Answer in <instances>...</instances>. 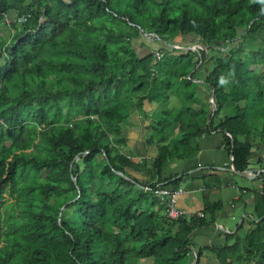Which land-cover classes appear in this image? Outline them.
I'll return each mask as SVG.
<instances>
[{
    "label": "trees",
    "instance_id": "trees-1",
    "mask_svg": "<svg viewBox=\"0 0 264 264\" xmlns=\"http://www.w3.org/2000/svg\"><path fill=\"white\" fill-rule=\"evenodd\" d=\"M143 35L161 45L141 54ZM135 109L150 160L126 150ZM217 131L238 171L264 163L260 0H0V264H264V167L241 189L252 226L219 247L191 239L222 207L207 183L204 217L171 220L157 194Z\"/></svg>",
    "mask_w": 264,
    "mask_h": 264
},
{
    "label": "crops",
    "instance_id": "crops-1",
    "mask_svg": "<svg viewBox=\"0 0 264 264\" xmlns=\"http://www.w3.org/2000/svg\"><path fill=\"white\" fill-rule=\"evenodd\" d=\"M155 108L156 106L149 104L144 105V110L148 112H153ZM130 121V126L125 129L127 138L126 150L133 155L136 161L155 158L157 156L156 147L145 144L147 136L151 134L148 129L151 123L150 120L144 119L142 112L135 109ZM148 131L150 133L147 135ZM224 144V136L220 131L203 137L198 157L194 160L178 163L168 174V176L176 174H180L179 177L185 176L184 183L181 186L184 192L177 200V205L180 208L189 212L201 213L206 207L204 201L205 183L210 187L211 203H220L222 205L213 225L203 227L193 233L191 239L195 250L224 245L226 234L232 231L230 228L232 224L235 225L237 231L238 226L246 219L247 227L248 223H251L249 220H252L253 214L246 212L248 205L245 201H239L242 195L241 189L248 188L253 191L261 189L262 183L256 177L247 179L232 173V159L227 153ZM260 155L257 154L252 159L255 166H252L250 170H253L255 174L257 170L264 167V163L255 164L258 162L257 157ZM252 197L253 194L248 193L244 196V200ZM240 211H242L243 215L239 214ZM219 219L225 222L222 223ZM225 223L230 224L226 225ZM201 264L218 263L210 253H206Z\"/></svg>",
    "mask_w": 264,
    "mask_h": 264
},
{
    "label": "rangeland",
    "instance_id": "rangeland-1",
    "mask_svg": "<svg viewBox=\"0 0 264 264\" xmlns=\"http://www.w3.org/2000/svg\"><path fill=\"white\" fill-rule=\"evenodd\" d=\"M15 15L14 14H12L11 16H10V21H12V20H14L15 18ZM146 41H145V40ZM188 41L190 40V38H188L187 39ZM143 42H145V43H147V45H154V48H158L159 47V45H161V43L159 42H157V40H156V38H155V36H147V35H143V39H141V40H138V42H137V45H136V48H137V50L141 53V54H144V53H146L147 52V48H146V46L143 44ZM198 47H200V45H198V44H193L192 46H191V49H196V48H198ZM174 48H176V49H179V50H184L185 48H186V46H181V44H176V45H174ZM189 49V48H188ZM175 102L174 103H176V100H174ZM150 133V131H148L147 132V135ZM257 155V154H256ZM256 155H255V157H256ZM264 155V154H263ZM243 201H245L246 203H247V209H246V212L247 213H252V214H254V210H253V198H250V199H246V200H244V197H243ZM239 214L240 215H243L242 214V211H240L239 212ZM253 219V218H252ZM220 220V222H222V223H224L225 221L224 220H221V219H219ZM240 222H241V220H240ZM239 222V223H240ZM226 225H228V224H230V223H225ZM252 226V224L251 223H248V225H247V229L248 228H250ZM230 228L232 229V231L230 232V233H234L235 231H236V227H235V225L234 224H232L231 226H230ZM213 259H215L214 257H213ZM151 261V260H150ZM142 261V263H140V264H152L153 263V261Z\"/></svg>",
    "mask_w": 264,
    "mask_h": 264
},
{
    "label": "built area",
    "instance_id": "built-area-1",
    "mask_svg": "<svg viewBox=\"0 0 264 264\" xmlns=\"http://www.w3.org/2000/svg\"><path fill=\"white\" fill-rule=\"evenodd\" d=\"M189 49H191V47ZM198 49L202 50V49H204V47L200 46L194 50L193 49H191V50L196 51ZM183 192H184V190L182 188H180L178 190L161 188L157 191V194L161 195L162 197H164V199H167V201H168L167 217L171 220H179L182 217H185V216L192 217L195 214H197L196 212L186 211L177 205L178 197L181 194H183ZM199 216L204 217V214L200 213Z\"/></svg>",
    "mask_w": 264,
    "mask_h": 264
},
{
    "label": "water",
    "instance_id": "water-1",
    "mask_svg": "<svg viewBox=\"0 0 264 264\" xmlns=\"http://www.w3.org/2000/svg\"><path fill=\"white\" fill-rule=\"evenodd\" d=\"M187 49V48H186ZM185 49V50H186ZM188 50V49H187ZM210 102H211V112H212V114L214 115L215 114V112L217 111V105H216V102H215V92H213L212 93V96H211V100H210ZM231 161H233V157H231ZM231 171H232V173H234L235 175H238V176H240V177H243V178H247V179H253V178H255L256 176H257V174H255L254 172H253V170H248V171H244V172H240V171H238L236 168H235V166H234V164H232V168H231ZM118 174H120V175H122V176H124L122 173H118ZM74 180V182H75V184L77 185L78 183H77V179L76 178H74L73 179ZM77 199H75L74 201H76ZM64 209H65V206L64 207H62V209H61V212H60V215H59V221L61 220V216H62V213H63V211H64ZM198 260V257L196 258V260H195V262Z\"/></svg>",
    "mask_w": 264,
    "mask_h": 264
},
{
    "label": "clouds",
    "instance_id": "clouds-1",
    "mask_svg": "<svg viewBox=\"0 0 264 264\" xmlns=\"http://www.w3.org/2000/svg\"><path fill=\"white\" fill-rule=\"evenodd\" d=\"M260 3L264 4V0H260ZM220 83L225 84L226 81L223 78H221Z\"/></svg>",
    "mask_w": 264,
    "mask_h": 264
}]
</instances>
